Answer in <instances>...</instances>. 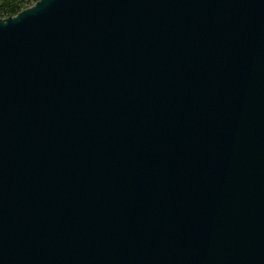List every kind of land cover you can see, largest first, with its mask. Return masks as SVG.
<instances>
[{"label": "water", "instance_id": "95a60500", "mask_svg": "<svg viewBox=\"0 0 264 264\" xmlns=\"http://www.w3.org/2000/svg\"><path fill=\"white\" fill-rule=\"evenodd\" d=\"M0 264H264V0L0 19Z\"/></svg>", "mask_w": 264, "mask_h": 264}, {"label": "trees", "instance_id": "16d2710c", "mask_svg": "<svg viewBox=\"0 0 264 264\" xmlns=\"http://www.w3.org/2000/svg\"><path fill=\"white\" fill-rule=\"evenodd\" d=\"M38 0H0V19L13 17Z\"/></svg>", "mask_w": 264, "mask_h": 264}]
</instances>
